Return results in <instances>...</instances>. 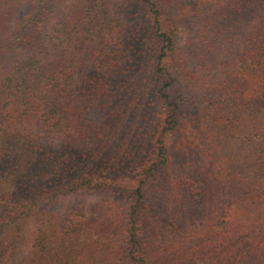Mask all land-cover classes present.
Here are the masks:
<instances>
[{"label": "trees", "instance_id": "1", "mask_svg": "<svg viewBox=\"0 0 264 264\" xmlns=\"http://www.w3.org/2000/svg\"><path fill=\"white\" fill-rule=\"evenodd\" d=\"M0 264H264V0H0Z\"/></svg>", "mask_w": 264, "mask_h": 264}, {"label": "rangeland", "instance_id": "2", "mask_svg": "<svg viewBox=\"0 0 264 264\" xmlns=\"http://www.w3.org/2000/svg\"><path fill=\"white\" fill-rule=\"evenodd\" d=\"M185 32L183 30H181L180 32V42L181 44H184V40H185ZM72 202V200L70 198H66L64 197V199L62 200V203L58 206H56L55 208H53V210H65L66 208H68V205Z\"/></svg>", "mask_w": 264, "mask_h": 264}]
</instances>
